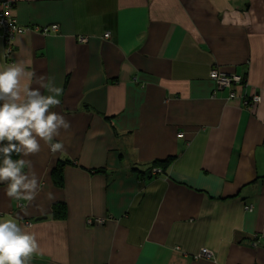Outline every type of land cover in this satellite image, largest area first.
I'll use <instances>...</instances> for the list:
<instances>
[{
  "label": "crops",
  "instance_id": "crops-1",
  "mask_svg": "<svg viewBox=\"0 0 264 264\" xmlns=\"http://www.w3.org/2000/svg\"><path fill=\"white\" fill-rule=\"evenodd\" d=\"M8 1L19 25L57 30L0 39V69L62 86L51 111L70 122L62 153L19 155L33 201L0 183V220L37 238L30 264H264V0ZM212 68L242 78L237 97Z\"/></svg>",
  "mask_w": 264,
  "mask_h": 264
},
{
  "label": "clouds",
  "instance_id": "clouds-1",
  "mask_svg": "<svg viewBox=\"0 0 264 264\" xmlns=\"http://www.w3.org/2000/svg\"><path fill=\"white\" fill-rule=\"evenodd\" d=\"M25 75L20 64L0 69V183H6L5 195L10 199L33 201L38 194V179L30 160L12 159V153L29 157L41 150L44 141L52 154L64 151L62 142H53L60 130L70 122L64 115L51 111L61 104L62 86L52 79L38 80L39 87L21 84ZM32 75V74H29ZM44 88L49 94L40 91ZM6 142V143H5ZM27 167L28 172L24 169ZM51 195V194H49ZM37 238L26 226L9 217L0 220V264H30L38 250Z\"/></svg>",
  "mask_w": 264,
  "mask_h": 264
},
{
  "label": "built area",
  "instance_id": "built-area-1",
  "mask_svg": "<svg viewBox=\"0 0 264 264\" xmlns=\"http://www.w3.org/2000/svg\"><path fill=\"white\" fill-rule=\"evenodd\" d=\"M13 2L8 0H0V39L10 46L13 37L16 34H21L25 31H35L41 34H49L51 31L57 30L56 24H51L49 26H21L17 23L14 15L12 14ZM79 41H84V38H80ZM209 78L213 80L214 84L218 88H228L229 98L233 99L237 97L234 86H242L244 84L242 78L235 74L223 71L218 68H212L209 71ZM260 102L259 94H252L249 98H243V103L247 107H252L254 104ZM183 134H178L181 137ZM246 209L251 210L252 206H245ZM102 220L98 218H88L87 222L89 224L100 223ZM211 253L206 249L202 248L197 257L209 258Z\"/></svg>",
  "mask_w": 264,
  "mask_h": 264
},
{
  "label": "trees",
  "instance_id": "trees-1",
  "mask_svg": "<svg viewBox=\"0 0 264 264\" xmlns=\"http://www.w3.org/2000/svg\"><path fill=\"white\" fill-rule=\"evenodd\" d=\"M6 143V142H5ZM19 158V154L17 153H12V159L13 160H18ZM2 155H0V162H2ZM173 160L172 157H166L164 159H160V160H154L151 163L148 164V166L146 168H144L142 171H140V173L142 174H147L148 176L151 175L153 169L155 168H159L163 173H165L167 166L169 165V163ZM60 169H54L53 173L55 175H60L59 174ZM65 213V208L63 204H56L54 206L53 209V214L56 216L58 215L59 217L64 216Z\"/></svg>",
  "mask_w": 264,
  "mask_h": 264
}]
</instances>
